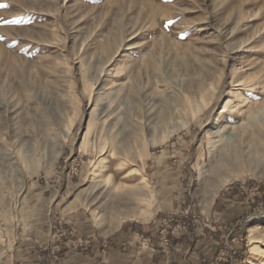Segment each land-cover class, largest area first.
I'll use <instances>...</instances> for the list:
<instances>
[{
    "label": "rangeland",
    "instance_id": "1",
    "mask_svg": "<svg viewBox=\"0 0 264 264\" xmlns=\"http://www.w3.org/2000/svg\"><path fill=\"white\" fill-rule=\"evenodd\" d=\"M223 153L243 167L216 188ZM249 154L264 155V0H0V264L34 230L41 264L96 249L75 206L102 257L156 213L191 222L169 250L204 240L206 264H264ZM146 187L151 217L104 233L109 195Z\"/></svg>",
    "mask_w": 264,
    "mask_h": 264
},
{
    "label": "crops",
    "instance_id": "2",
    "mask_svg": "<svg viewBox=\"0 0 264 264\" xmlns=\"http://www.w3.org/2000/svg\"><path fill=\"white\" fill-rule=\"evenodd\" d=\"M214 203L215 199L211 201L210 207ZM231 209L234 210L235 207L232 206ZM68 211H71L70 221L74 223V234L92 237L96 249L84 251L64 246L61 261L54 264H206V258L215 252L214 244L204 240L185 244L184 238L178 240L176 248L156 250L154 245L157 242L156 231L160 219L155 213L147 221V226L129 223L118 234L111 236L107 254L102 257L97 249L99 236L95 226L86 216L77 212V206L70 207ZM35 237V230L24 234L17 242L8 264H41L44 252ZM42 237H45L44 233Z\"/></svg>",
    "mask_w": 264,
    "mask_h": 264
},
{
    "label": "bare ground",
    "instance_id": "3",
    "mask_svg": "<svg viewBox=\"0 0 264 264\" xmlns=\"http://www.w3.org/2000/svg\"><path fill=\"white\" fill-rule=\"evenodd\" d=\"M86 140L87 138L85 137L84 142ZM238 145L239 144H237L236 146ZM234 148L236 149V147ZM221 159H223V161H221L219 165H215L213 167V172L220 173V178L222 180V183H219L218 185H216V188L221 187L224 183L228 181V179H231L228 176V174H226L225 172L219 171L221 167L223 168L226 167V169L228 167H233V168H236L237 170L243 167L242 159L238 154L237 155L233 154V156L225 157L223 153L221 154ZM226 160H227V163L225 162ZM245 164H246V169L249 170L250 173L255 174V175L264 174V155L263 156L257 155V157H255V155L253 156L252 154H249L246 156ZM152 193L153 192L148 191L146 187L143 189L131 190L129 192H120V193L110 194L111 196L109 195V197L107 198L108 200L103 206V211H102L104 219L109 221V227L107 228V230L104 231V233H108L116 229L121 224L123 217L132 216V217L140 218L143 220L149 219L153 213L152 200H151ZM215 193L216 191L214 190L212 196H214ZM250 229L251 230L256 229L255 225L251 226ZM250 263L251 264L254 263L252 259L250 260Z\"/></svg>",
    "mask_w": 264,
    "mask_h": 264
},
{
    "label": "built area",
    "instance_id": "4",
    "mask_svg": "<svg viewBox=\"0 0 264 264\" xmlns=\"http://www.w3.org/2000/svg\"><path fill=\"white\" fill-rule=\"evenodd\" d=\"M189 213V211H187ZM187 213L183 214V216H187ZM167 220L166 224L160 223L157 228V233L159 238L154 245L156 250H165L170 248L173 244V241L176 237H180V235L188 234V229L190 228L191 222H181V218L173 216ZM194 221V219H193ZM195 222V221H194ZM59 258V257H57Z\"/></svg>",
    "mask_w": 264,
    "mask_h": 264
}]
</instances>
